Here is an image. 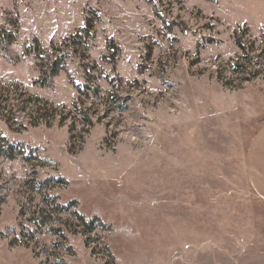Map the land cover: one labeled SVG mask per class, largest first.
I'll use <instances>...</instances> for the list:
<instances>
[{"label":"rangeland","instance_id":"374dc122","mask_svg":"<svg viewBox=\"0 0 264 264\" xmlns=\"http://www.w3.org/2000/svg\"><path fill=\"white\" fill-rule=\"evenodd\" d=\"M87 20L90 36L64 48ZM3 29L15 40L0 38V84L68 109L88 79L100 93L79 105L93 123L81 140L70 120L25 130L0 120V135L36 157L0 158V264H228L234 243H264L247 177L264 127V0H0ZM35 43L65 57L47 85ZM34 170L62 178L50 197L106 230L66 234L72 254L51 250L50 225L29 240L19 209Z\"/></svg>","mask_w":264,"mask_h":264},{"label":"trees","instance_id":"16d2710c","mask_svg":"<svg viewBox=\"0 0 264 264\" xmlns=\"http://www.w3.org/2000/svg\"><path fill=\"white\" fill-rule=\"evenodd\" d=\"M92 30V24L89 20L85 27L82 29L80 34L73 35L65 39L63 47L73 49L72 45L80 44L79 39H84L86 36H90V31ZM6 37V43L8 45L13 43L15 40V35L12 32H6L4 29L0 31V38L2 35ZM236 45L239 50L244 54L243 59H247V55L244 53L246 51L244 45L237 39ZM6 47H4L5 49ZM35 57L39 61L37 63L40 70L41 84L47 85L52 77L58 75V73L64 70L65 57L60 56L62 52L60 49L53 47L51 51L43 53L35 43L34 47ZM45 54V55H43ZM231 67V72L233 74H243L245 72V65L235 62ZM256 71L250 72L249 74L255 75ZM77 93V99L72 104L71 108L57 107L52 103L41 99L36 96H32L26 93L17 85L13 84H0V120L3 121L9 129L25 130L29 127H38L43 125L46 128L52 127L53 124H57L58 127L65 125L67 120H70L68 125V133L70 138L73 139L78 137L80 140L83 138V133L92 127L93 123L91 118L87 115V111L81 114L79 105L82 103L83 99H88L89 94L94 98L98 96L100 90L95 86L91 85V81L88 79V83L84 87H75ZM116 99V97H114ZM78 116H82V119H78ZM23 120L26 122L24 123ZM77 125H81L82 129L78 133L75 132ZM75 136V137H74ZM28 146L19 142H8L6 138L0 135V158H5L8 160H14L21 157L26 162H31L35 160L36 157H32L31 149L26 154ZM36 171L34 170L23 183L22 188L23 194L26 193L27 201L23 205L21 204L19 209V216L26 217V222L32 224L35 228L31 232L30 239H33L34 233H37L42 228L50 225L48 232L50 235L56 237V242L52 244L51 250L54 251L59 249L66 254H72L71 247L66 243V234H76L77 230H80L83 234H91L95 229L105 231L106 227L100 219L94 217L87 221L83 215L79 214L75 208V202H70L66 205H61L57 203L56 197H50L47 193L48 190L54 186L64 184L62 178L49 177L45 180H38L36 178ZM36 196L39 197V203L30 211V205L36 200ZM0 198V202H2ZM41 204V205H40ZM29 206V207H28ZM39 206V207H38ZM60 215L67 216L66 219L62 220ZM55 224V225H52ZM81 228V229H80ZM25 241L27 237L22 232L21 234ZM95 241V240H94ZM94 241H91L94 243ZM90 242V238L87 237L85 243L86 246ZM58 264H63L60 258L57 262Z\"/></svg>","mask_w":264,"mask_h":264},{"label":"crops","instance_id":"0c3cea01","mask_svg":"<svg viewBox=\"0 0 264 264\" xmlns=\"http://www.w3.org/2000/svg\"><path fill=\"white\" fill-rule=\"evenodd\" d=\"M247 177L252 196L264 206V127L251 147L248 159ZM229 248L224 247V253ZM234 255L228 254V264H264V243L233 244ZM228 253V252H227ZM226 256V255H225Z\"/></svg>","mask_w":264,"mask_h":264}]
</instances>
